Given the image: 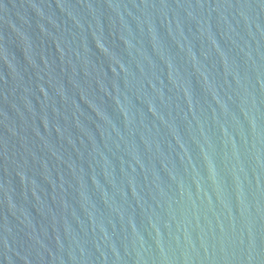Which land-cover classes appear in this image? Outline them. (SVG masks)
Returning <instances> with one entry per match:
<instances>
[{
	"label": "water",
	"instance_id": "water-1",
	"mask_svg": "<svg viewBox=\"0 0 264 264\" xmlns=\"http://www.w3.org/2000/svg\"><path fill=\"white\" fill-rule=\"evenodd\" d=\"M0 264H264V0H0Z\"/></svg>",
	"mask_w": 264,
	"mask_h": 264
}]
</instances>
